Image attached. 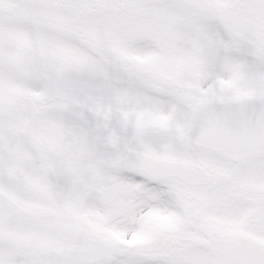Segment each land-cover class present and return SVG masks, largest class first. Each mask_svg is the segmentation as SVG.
Instances as JSON below:
<instances>
[{"label": "snow or ice", "instance_id": "obj_1", "mask_svg": "<svg viewBox=\"0 0 264 264\" xmlns=\"http://www.w3.org/2000/svg\"><path fill=\"white\" fill-rule=\"evenodd\" d=\"M0 264H264V0H0Z\"/></svg>", "mask_w": 264, "mask_h": 264}]
</instances>
